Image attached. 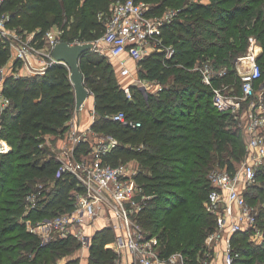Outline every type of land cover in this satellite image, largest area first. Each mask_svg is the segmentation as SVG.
Returning <instances> with one entry per match:
<instances>
[{
	"label": "trees",
	"instance_id": "1",
	"mask_svg": "<svg viewBox=\"0 0 264 264\" xmlns=\"http://www.w3.org/2000/svg\"><path fill=\"white\" fill-rule=\"evenodd\" d=\"M115 1L2 0L0 11L10 15L11 26L34 32L33 43L41 48L43 36L55 26L64 30L63 41L93 42L104 31L100 12L109 11ZM144 1L156 13L176 10L163 33L165 43L176 49L173 57L154 51L135 69L136 77L157 80L163 89L155 88L147 98L131 85L129 98L125 87L131 76L118 73L113 62L94 51L82 56L80 67L94 97L93 127L119 139L106 160L118 164L136 158V179L147 193L157 194L140 214L141 225L148 233L161 235L162 256L180 250L194 262L207 249L205 239L217 222L206 209L212 189L209 173L216 165L234 170V160L246 154V138L237 118L216 108L213 87L203 83L200 68L205 62L215 71L226 67V75L215 77L213 84L227 86L229 93H242L236 63L247 53L251 38L262 46L258 62L264 65V0ZM4 64L18 65L9 46L0 42V65ZM3 93L10 105L0 117V137L11 150L0 152V264H79L77 238L44 241L20 219L36 223L74 208L78 181L70 173H61L59 156L46 142L47 134L64 133L76 112L70 69L56 62L44 74L9 73ZM119 111L142 125L114 120L112 115ZM88 146L86 141L79 143L75 154L90 151ZM257 175L263 184L244 192L251 204L263 203L257 206L264 233V167L257 168ZM41 181L50 182L52 189L40 195L36 209L25 216V197L34 189L33 183ZM90 235L88 264H116L115 232L92 230ZM14 238L17 241L10 242ZM233 242L240 253L234 264H264V243L249 241V235L240 232L233 235Z\"/></svg>",
	"mask_w": 264,
	"mask_h": 264
},
{
	"label": "built area",
	"instance_id": "2",
	"mask_svg": "<svg viewBox=\"0 0 264 264\" xmlns=\"http://www.w3.org/2000/svg\"><path fill=\"white\" fill-rule=\"evenodd\" d=\"M175 14L176 10L172 8L156 13L151 4L144 0H117L111 4L109 11L100 12L99 19L104 23V31L93 41L92 50L117 59L120 74L133 77L134 68L127 64L128 60L138 63L154 51L164 52L167 59L173 57L176 49L173 44L165 43L163 33L164 27ZM10 27V15L0 11V42L9 46L12 60L21 62L16 67L19 71L12 72L14 76L44 74L53 63L65 64L51 55L54 46L63 41L62 28L55 26L49 29L43 36L44 46L38 48L33 43L34 32H22L15 27L11 30ZM75 43L83 42L71 44ZM251 43L247 53L240 56L236 63L245 61L248 64L245 68L237 65L242 83L241 94L229 93L226 91L227 86L217 87L213 84L215 77L226 75V67L215 71L206 62L200 68L203 83L213 87L216 108L231 112L237 119L241 116L247 120L245 132L248 135L246 160L233 171L219 167L210 175L212 189L206 209L216 216L217 222L205 239L207 249L203 255L194 262L180 250L162 256L161 235L148 233L139 221L140 214L157 194L147 193L139 184L136 179L139 168L130 162L112 164L106 160L107 155L119 144L117 137L112 134L97 136L93 148L76 157L75 150L85 139L74 127L70 130L71 148L58 155L61 173L72 174L80 187L75 193L74 208L36 223L33 219H22L27 229L40 234L44 241L57 236H73L81 243V249L88 251L91 247V231L105 226L115 232L112 249L117 255L116 264H234L240 253L234 245L233 235L239 232L247 233L249 241L263 245L264 233L258 223L260 207L251 204L244 192L259 185L257 165L264 163V82L259 84L264 78V70L258 62L261 49L254 38H251ZM35 56L40 59L36 61ZM5 76L0 68V117L10 105V98L3 93ZM134 78L131 85L138 86L147 98L155 88L163 89L157 80ZM131 85L125 87L129 98L132 97ZM245 104L247 107L244 109ZM112 118L132 127L142 125L140 120H129L123 111L113 114ZM10 150V143L0 137V152ZM42 194L43 191L28 193L25 216L36 209ZM216 244L220 249L212 248Z\"/></svg>",
	"mask_w": 264,
	"mask_h": 264
},
{
	"label": "crops",
	"instance_id": "3",
	"mask_svg": "<svg viewBox=\"0 0 264 264\" xmlns=\"http://www.w3.org/2000/svg\"><path fill=\"white\" fill-rule=\"evenodd\" d=\"M256 44L261 49L260 50V52H261L262 46L259 43H256ZM92 51H94V50H92ZM94 52H96V51H94ZM96 53L103 55L105 57L107 56L103 53H99V52H96ZM109 58H111V57L109 56ZM110 61L115 64V68L117 69V72L119 73L120 72V65H118L119 62L117 61V59H110ZM130 61L131 60H128V62H127V64L129 66H131L130 63H136L134 61H132V62H130ZM134 77H135V71L133 69V77H131L130 85L135 81ZM90 98H91V100H89ZM88 102H89V106L87 105ZM95 119H96V112H95V106H94V97L90 95L87 98V100L85 101L81 110L79 112L76 111L75 114L73 115V117L67 122L68 129L64 133H60V134H47L46 135V139H47L46 142L50 146V148L53 149L54 151L59 150V154L61 155L64 150H69L71 148L72 142H71L70 130L72 129V127H74L77 129V131L80 134H82V136L84 137V139L87 143L92 144L93 143L92 141H94V139L97 136L105 134L101 131H97L93 127V123H94ZM88 152H81V153L78 152L77 153V151H76L75 156L79 157V154L81 156L83 153H88ZM129 162L131 164H133L137 169L139 168V162L136 158H132ZM104 229H106L105 226L104 227L99 226V227H97V229L95 231L101 232ZM87 254H89V250L84 251L83 249H80L79 256H80L81 264H83L86 261ZM121 264H125V263L121 262Z\"/></svg>",
	"mask_w": 264,
	"mask_h": 264
},
{
	"label": "water",
	"instance_id": "4",
	"mask_svg": "<svg viewBox=\"0 0 264 264\" xmlns=\"http://www.w3.org/2000/svg\"><path fill=\"white\" fill-rule=\"evenodd\" d=\"M94 48L93 42L71 44L61 41L54 46L51 55L57 60L64 62L70 69V79L75 90L76 111L79 112L87 98L91 95L86 86L85 77L80 67L82 56Z\"/></svg>",
	"mask_w": 264,
	"mask_h": 264
},
{
	"label": "rangeland",
	"instance_id": "5",
	"mask_svg": "<svg viewBox=\"0 0 264 264\" xmlns=\"http://www.w3.org/2000/svg\"><path fill=\"white\" fill-rule=\"evenodd\" d=\"M10 29L11 30H13L14 29V27L13 26H11L10 27ZM69 29H70V27H69ZM257 43V42H256ZM252 45V43L249 45V46H251ZM249 49V48H248ZM92 51V50H91ZM43 56V55H42ZM36 58H34V59H37L36 61H38V59H40V58H38L37 56H35ZM109 60L110 59H114V58H109V56L107 55L106 56ZM43 58V57H42ZM133 60H131L130 62H132ZM13 63H15V64H18V65H15V66H19V65H21L20 63L21 62H19V61H17V60H14L13 59ZM206 63V62H205ZM130 65H131V67L132 68H134V71H135V69H136V65H137V63H130ZM237 65H239V67L240 68H245V67H247L248 66V64H247V62H245V61H243V62H241L240 61V63L239 64H236V66ZM13 67V68H11L10 67V65H8V64H4V65H0V68L1 69H3V72H4V74H9V73H12V72H14V71H19V69H16V67ZM261 66H262V68H263V70H264V65H262L261 64ZM237 73H238V71H237ZM237 77H239L240 78V76H239V74H237ZM264 82V78H262L261 79V81H260V83L259 84H262ZM92 96V95H91ZM89 100H91V98L89 99ZM88 106H89V102H88V104H87ZM247 107V104H245L244 105V109ZM240 119H237L238 120V122H237V124L236 125H240V127L242 128V133H244V136H245V138H247L248 139V135L246 134V132H245V127H246V125H247V120H245L244 118H242L241 116L239 117ZM234 127V126H233ZM110 134V133H109ZM107 136V135H106ZM93 142V141H92ZM93 144V143H92ZM92 144H89V146H88V149L89 150H91L92 148H93V145ZM58 155H60L59 154V150H56L55 151ZM245 156H246V154H245ZM243 157V158H241V159H237V160H234L235 161V168L236 167H238L239 165H241V163H243L245 160H246V158L247 157ZM132 158H130V159H128L127 161H124V162H126V163H128L130 160H131ZM264 167V163L263 164H259V165H257V168H259V167ZM219 167H222V166H219V165H216V167L212 170V171H210V173H209V178H210V175L217 169V168H219ZM227 167H223V169H226ZM222 169V170H223ZM219 170H221V169H219ZM218 170V171H219ZM227 170L228 171H233V170H229L228 168H227ZM217 171V170H216ZM211 179V178H210ZM263 184V182H262V178H259V186L260 185H262ZM43 186V187H42ZM32 187H34V189H32L30 192H39V191H43V193L44 192H46V191H49V190H51L52 189V184H50V182H43V181H41V182H34L33 183V185H32ZM44 187H47L46 188V190H44L45 188ZM47 194V193H46ZM28 195V194H27ZM26 195V196H27ZM26 203H27V200H26V197H25V207H26ZM261 204H263V203H257L256 205H259V206H261ZM55 217V216H54ZM54 217H51V218H54ZM21 219V221H22V218H20ZM15 236V235H14ZM14 236H12V237H14ZM17 241V239L16 238H14V239H12L10 242H16ZM111 243V242H110ZM110 245V244H109ZM216 247L218 248V249H220V246L219 245H212V248L213 249H216ZM63 258H60L59 259V261H61ZM88 259H89V257H88ZM89 263V261L87 262V260L83 263V264H88ZM24 264H29V263H24ZM79 264H81V262H79Z\"/></svg>",
	"mask_w": 264,
	"mask_h": 264
}]
</instances>
